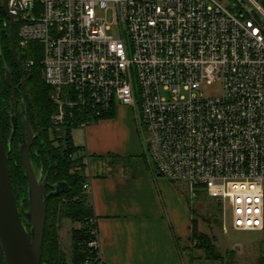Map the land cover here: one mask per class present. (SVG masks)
<instances>
[{
    "label": "built area",
    "instance_id": "built-area-1",
    "mask_svg": "<svg viewBox=\"0 0 264 264\" xmlns=\"http://www.w3.org/2000/svg\"><path fill=\"white\" fill-rule=\"evenodd\" d=\"M8 8L19 47L39 44L51 128L84 131L118 104L130 107L149 170L186 182L191 198L203 189L221 200L234 229L259 232L264 259V0H8ZM108 9L116 37L98 16ZM32 65L21 63L25 72ZM216 80L220 95L203 94ZM82 188L88 194V180ZM88 222L93 255L84 264H108L96 217Z\"/></svg>",
    "mask_w": 264,
    "mask_h": 264
},
{
    "label": "crops",
    "instance_id": "crops-1",
    "mask_svg": "<svg viewBox=\"0 0 264 264\" xmlns=\"http://www.w3.org/2000/svg\"><path fill=\"white\" fill-rule=\"evenodd\" d=\"M117 107L88 125L81 143L75 144L87 160L88 198L103 261L217 264L191 240L193 233L204 232L194 209L200 197L191 198L185 182L169 181L149 170L129 107ZM116 165L118 171L113 169Z\"/></svg>",
    "mask_w": 264,
    "mask_h": 264
},
{
    "label": "trees",
    "instance_id": "trees-1",
    "mask_svg": "<svg viewBox=\"0 0 264 264\" xmlns=\"http://www.w3.org/2000/svg\"><path fill=\"white\" fill-rule=\"evenodd\" d=\"M3 17L4 11L0 6V48L2 49L0 60V133L7 151L14 194L16 199L22 195L24 196V207L27 208V183L18 149L23 134V124L19 115H17V126L13 138L9 145L7 144L11 130L12 99L10 88L4 78V62L12 72L14 84L19 81L20 75L10 51L9 32L4 30ZM16 29L17 25L14 30V37L18 58L21 63L25 60H33L30 71H23L26 88L32 101L31 105L26 101L30 123L36 130V119L40 129L39 136L30 148L32 165H35L37 170H41L42 177L46 175V192L52 190V185L60 180L66 181L69 186L68 191L51 195L47 200L40 264H84L86 260L92 259L93 255L88 247V242L92 238L89 232L88 220L95 216L88 194L82 188L87 180L86 156L82 154L72 158L74 153L82 152V148L75 145L69 130L58 139L60 143L64 142V148H61L60 143L53 145L54 137L49 122L53 111V104L50 99L51 88L43 80L42 68L39 62V44L29 43L25 48H20ZM63 219L78 224L77 227H72L70 230L69 258L61 250L58 240L59 223ZM191 240L195 242L194 246L206 250L207 258L215 260L220 258V255L215 252V247L212 241L210 242L208 234L193 233ZM257 264H264V259L259 257Z\"/></svg>",
    "mask_w": 264,
    "mask_h": 264
},
{
    "label": "water",
    "instance_id": "water-1",
    "mask_svg": "<svg viewBox=\"0 0 264 264\" xmlns=\"http://www.w3.org/2000/svg\"><path fill=\"white\" fill-rule=\"evenodd\" d=\"M0 6L9 20L11 54L20 73H22L20 62L16 56L15 37L12 32V25L17 12L14 13L9 10L8 0H0ZM252 13L260 21L257 13L254 11ZM4 69L5 81L10 88L13 102L16 104L15 90L18 86L13 83L8 68L4 66ZM20 84L26 99L32 103L22 74ZM24 111V102H21L20 114L22 115L23 134L18 149L27 183V208H24L22 201H17L14 194L7 151L0 133V264H40L47 200L51 195H57L69 189L68 183L60 180L52 185V190L46 192V175L42 177L40 169L36 173L30 158L31 145L39 136L40 129L36 120V131L34 132L27 116L23 115ZM10 125L8 145L17 126L15 112L10 114Z\"/></svg>",
    "mask_w": 264,
    "mask_h": 264
},
{
    "label": "rangeland",
    "instance_id": "rangeland-1",
    "mask_svg": "<svg viewBox=\"0 0 264 264\" xmlns=\"http://www.w3.org/2000/svg\"><path fill=\"white\" fill-rule=\"evenodd\" d=\"M98 16L101 19H103L106 22V24L110 26L108 33L116 37L118 32L116 28V20L112 9L101 11L98 13ZM1 52L2 49L0 48V54ZM4 66L7 67L6 62H4ZM202 93L207 96L220 95L221 81L216 80L210 84L204 85L202 89ZM129 112L132 118L134 119L133 110L130 107H129ZM115 116L118 117V107L115 111ZM51 131H52V136L54 137L53 145H58L60 143V140L58 139L59 137L64 136V133H62L61 130L54 128H51ZM71 135H72V140L75 144L81 143L82 135H83L82 130L73 128L71 129ZM60 145L61 148L65 147L64 142L60 143ZM82 154H84V152L74 153L72 155V158L78 157ZM141 154L143 157L142 159L145 161L143 153ZM33 167L37 173L36 166L33 165ZM113 169L118 171L119 169L118 165H116L115 168ZM187 186L189 190V185L187 184ZM197 195L200 197L198 198L201 201L194 206V209L196 211L195 214L203 222L204 225L203 233L209 235L210 242L212 241L215 247V252L220 255V258L216 260L217 264H257L258 258L260 257L259 232L251 231V230L234 229L231 225L232 216L230 209L228 207L226 208L225 204L221 200L210 198L203 189L198 190ZM17 201L18 202L22 201L24 206L23 195L20 196L17 199ZM77 226H78L77 223H73L68 219H63L59 223L58 240L60 243V248L64 252L67 258H69V254H70V230L72 227H77ZM224 226H225V230H224ZM202 252L204 254H207L206 250H204L203 248H202Z\"/></svg>",
    "mask_w": 264,
    "mask_h": 264
},
{
    "label": "flooded vegetation",
    "instance_id": "flooded-vegetation-1",
    "mask_svg": "<svg viewBox=\"0 0 264 264\" xmlns=\"http://www.w3.org/2000/svg\"><path fill=\"white\" fill-rule=\"evenodd\" d=\"M3 25H4V30H8L9 34H10V26H9V20H8V17L6 15V13L4 12V17H3ZM15 27H16V22L14 21L13 22V25H12V32L14 34V30H15ZM11 51V50H10ZM15 51H16V43H15ZM16 56L18 57L17 53H16ZM0 60H1V54H0ZM19 62H20V66H21V61L20 59L18 58ZM16 65V63H15ZM17 67V66H16ZM22 69V67H21ZM10 71V70H9ZM17 71L20 75V79L17 83H15V85H17V89L15 90V98H16V104H14L13 102V99H12V96H11V99H12V112H15L16 115H19L20 116V119H22V115L20 114V111H21V102H24V106H25V111H24V114L23 115H26L28 120H29V123H30V114L28 113V109H27V106H26V101L29 102L25 95H24V90L20 84V81H21V74L24 76L23 74V70H22V73H20L18 67H17ZM10 74H11V77H12V72L10 71ZM24 80H25V77H24ZM25 87H26V81H25ZM11 92V91H10ZM30 103V102H29ZM31 105V103H30ZM35 122H36V119H35ZM31 125V123H30ZM36 125V123H35ZM32 126V125H31ZM32 129L34 130V132L36 131L33 127ZM22 138V136H21ZM34 142V141H33Z\"/></svg>",
    "mask_w": 264,
    "mask_h": 264
}]
</instances>
